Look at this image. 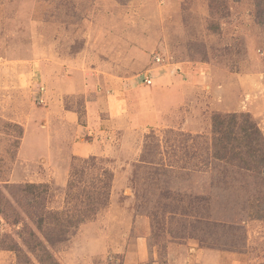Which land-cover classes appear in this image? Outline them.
<instances>
[{
    "label": "rangeland",
    "instance_id": "374dc122",
    "mask_svg": "<svg viewBox=\"0 0 264 264\" xmlns=\"http://www.w3.org/2000/svg\"><path fill=\"white\" fill-rule=\"evenodd\" d=\"M132 87L138 130L90 120ZM229 113L264 146V0H0V264H264V153L213 149Z\"/></svg>",
    "mask_w": 264,
    "mask_h": 264
},
{
    "label": "trees",
    "instance_id": "16d2710c",
    "mask_svg": "<svg viewBox=\"0 0 264 264\" xmlns=\"http://www.w3.org/2000/svg\"><path fill=\"white\" fill-rule=\"evenodd\" d=\"M241 117L242 119L243 118L245 119L247 126L246 127L241 126L240 128L241 132L238 138H244V139H241L240 141H238L236 143V146L233 144V146H235V149H231L227 146V144L232 143L231 138L233 139L237 138L236 134L238 133L239 129L237 128L236 130H234V127L237 126V120L238 118H241ZM212 125H213V131L215 133L214 142H213L214 150L217 149V145H221L220 141H218L219 138H226L224 141L225 146L230 150H236V152L232 154L233 156L230 157L231 159L237 160L238 158L240 159L244 158L243 161H245L246 159L253 157L257 152L264 153V146L258 148V142H260V138H263L262 133L257 128V126L253 123V121H251L250 118L246 117L244 114H240V115L236 113H229V114H224V115L214 114L212 117ZM215 139L216 141H218V143L215 142ZM225 146L220 147V149H223L219 151L221 154H219V152L217 153V155L214 154L215 159H221L222 157H225L226 155H228L227 153L222 152L226 150L224 149ZM243 153L246 155H243ZM259 158L261 159V161L263 158V161H264V155L259 156ZM90 185L91 186H90L89 192L85 194L86 196L84 198L85 199L84 202L87 206L86 211H89V212L90 210L92 211V208L94 207L98 208L100 205L104 204L103 200L105 196L104 191H103L104 188L102 185L99 184L98 188L93 187L94 185H92V183H90ZM190 186H193V189L187 192L190 194L189 196L194 197V198H199L201 194L198 192V190H195L194 185L191 184ZM222 215L224 216L223 217L221 216L219 219L223 222H232L235 220L234 215H231V214H230L231 216L228 214H222ZM85 217H87V215H85ZM76 225L74 227H76Z\"/></svg>",
    "mask_w": 264,
    "mask_h": 264
},
{
    "label": "crops",
    "instance_id": "0c3cea01",
    "mask_svg": "<svg viewBox=\"0 0 264 264\" xmlns=\"http://www.w3.org/2000/svg\"><path fill=\"white\" fill-rule=\"evenodd\" d=\"M65 76H67V78L70 77L68 75H65ZM150 76L152 77V75H150ZM164 77H166V75ZM152 81H153V79H152ZM170 87H169V89H167V91H165V94H169V96L172 98L173 94H171V93H173L175 91V88H173V87L170 88ZM136 92H137L136 87L135 88L132 87L129 89H123L122 94H123L124 99H122V98L120 99L119 96H117V95H114V96L108 95V97L109 96H112V97L108 98V99L106 98V101L104 99L105 107H99L98 109L94 108V109H96V110H94V113H93L94 116L91 115V113H90V112H92L93 107H92V105H90V103H89L90 101H88L89 104L86 103V107H85L86 115H88L90 113V115H91L90 120L91 121H93L95 119V117L97 116L99 119V122H98L99 127H101V128L102 127L103 128L108 127V128H110V132L112 130L117 131V129H119V126H116V125L123 123L124 128H123V130L120 131V135H119L120 137H118V138H125V136L127 135V132L131 131L132 129L138 130L139 129L138 126L141 124L139 122L141 120L143 121L145 119H148V117H149L147 115L142 116V114H141L140 116L143 119L140 120L137 116H135L134 109H138V106L136 105V103L134 105L128 103L130 98L133 99L136 97L138 100L139 94ZM126 96H127V98L125 99ZM149 99H152V101H153L151 104L152 109L150 110V115L153 114L152 117L156 121H159L160 117H162V115L165 114V112L170 108V104H172V102L170 101V99L168 101V98H163V96L160 95V91H157V94H155L154 96H150ZM64 113L66 115H70L71 113L73 114L74 112L66 109ZM142 123L145 124L144 122H142ZM80 151H81V148H80ZM82 152H83V150H82ZM82 152H80V153H82ZM206 252H207V257L210 259H206V258L205 259L209 260V261H212L213 260L212 257L214 256L215 253H217L214 250L206 251ZM202 253H204V252H202ZM203 261H204V263H207V264L209 262V261L206 262L204 259H203Z\"/></svg>",
    "mask_w": 264,
    "mask_h": 264
},
{
    "label": "built area",
    "instance_id": "2783aa9c",
    "mask_svg": "<svg viewBox=\"0 0 264 264\" xmlns=\"http://www.w3.org/2000/svg\"><path fill=\"white\" fill-rule=\"evenodd\" d=\"M157 60H159V58H157ZM142 80L144 83L150 84L152 82V77L148 74V72H145L143 74Z\"/></svg>",
    "mask_w": 264,
    "mask_h": 264
}]
</instances>
